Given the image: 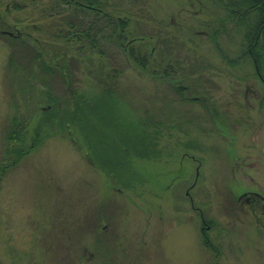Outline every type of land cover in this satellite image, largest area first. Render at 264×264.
I'll return each mask as SVG.
<instances>
[{"label":"rangeland","instance_id":"obj_1","mask_svg":"<svg viewBox=\"0 0 264 264\" xmlns=\"http://www.w3.org/2000/svg\"><path fill=\"white\" fill-rule=\"evenodd\" d=\"M47 4L23 2L10 21L59 23ZM132 10L146 33L177 37L173 52L198 87L192 93L179 80L154 77L120 48L107 47L120 67L114 113L119 124L138 128L148 151L102 118L91 144L74 125L56 126L32 147L29 136L9 144L11 122H28L32 135L47 103L38 104L29 67L21 68L0 34V264H264V228L253 218L262 215L255 194L264 198V88L248 61L229 65L200 34L207 16L197 2L145 0ZM30 33L44 37L35 27ZM237 39L220 42L232 59ZM87 65L77 62L74 85L101 100L102 86Z\"/></svg>","mask_w":264,"mask_h":264},{"label":"trees","instance_id":"obj_2","mask_svg":"<svg viewBox=\"0 0 264 264\" xmlns=\"http://www.w3.org/2000/svg\"><path fill=\"white\" fill-rule=\"evenodd\" d=\"M21 1L12 5L5 2L3 5L0 0V34L7 37L11 48L10 55L20 56L22 59L20 63L24 66L21 68L24 70L29 67V79L37 89L38 104H47L41 110L42 117H36L34 121L36 130L32 135L28 122L23 125H14L11 122V128L7 132L9 144L29 136L32 147L42 138L54 134L56 126L73 125L84 132L85 139L91 144L90 136L99 132L96 124L102 118L105 126L111 130L121 127L123 137L130 136L132 144L135 142L138 147L141 145L143 150L148 151L149 148L143 144V134L138 128L131 121L125 120L128 126L119 124L120 117L114 113L117 111L112 91L116 87L120 67L108 59L109 56L113 58L112 52L115 53L107 49L109 46L120 48L131 63L154 77L173 79V84L175 80H179L192 93H196L198 87L195 85L196 80L191 79L193 74L182 64L179 55L173 52L180 42L177 37L171 32L148 34L138 28L132 9L144 4L145 0H48V16L57 18L59 23L56 24L54 19L52 26L46 28L35 26V23L28 26L10 21L13 7H21L23 2L31 5L41 2ZM189 1L197 2L201 12L207 16V19L199 20L205 28L200 34L217 49L218 54L229 65L248 61L264 88V0ZM169 24L172 22L169 21ZM34 27L44 33L42 39L30 33ZM235 34L238 35L237 41L235 40L237 56L232 59L221 48L220 42L222 37L232 38ZM81 59H88L87 73L93 75L102 86L104 97L101 100H97L96 96L89 100L74 85L76 78L73 69L77 68V62H81ZM54 79L59 81L66 97L59 98L54 92ZM193 100L209 108V103L201 97H194ZM63 104L66 106L62 107ZM211 111L213 112L212 109ZM91 148L93 149V145ZM10 149V146L6 148V154ZM24 152V149H20L19 154ZM116 162L119 160L116 159ZM102 165L105 170L110 168L109 163L102 162ZM131 176L132 179L137 177L135 174Z\"/></svg>","mask_w":264,"mask_h":264},{"label":"flooded vegetation","instance_id":"obj_3","mask_svg":"<svg viewBox=\"0 0 264 264\" xmlns=\"http://www.w3.org/2000/svg\"><path fill=\"white\" fill-rule=\"evenodd\" d=\"M3 171H4V157L3 156H1L0 157V180H1V178H2V174H3ZM127 180H129V179H127ZM126 181V180H125ZM243 190H244V188L242 189V190H240V195L243 197V196H246L245 195V193L243 192ZM242 191V192H241ZM256 196H257V198H254V200H256V201H258V203L260 202V204H261V213H262V215L258 218V217H253L254 218V221H255V226H257V227H260V228H264V198H262L261 197V195H259V194H255ZM264 197V196H263ZM244 198V197H243ZM245 201V200H244ZM246 201L248 202V200L246 199ZM249 202H252V200H249ZM254 215H255V213H254ZM201 217V219L202 220H204V216H200Z\"/></svg>","mask_w":264,"mask_h":264}]
</instances>
